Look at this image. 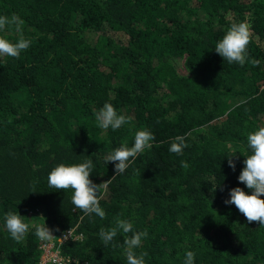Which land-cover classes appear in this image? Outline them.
Here are the masks:
<instances>
[{
    "label": "trees",
    "instance_id": "trees-1",
    "mask_svg": "<svg viewBox=\"0 0 264 264\" xmlns=\"http://www.w3.org/2000/svg\"><path fill=\"white\" fill-rule=\"evenodd\" d=\"M0 15L20 17L32 41L19 58H0V264L41 257L32 231L17 243L3 229L9 211L56 237L72 232L57 244L63 264H126L124 235L107 247L98 236L117 216L148 231L137 250L146 264H182L186 250L195 264H264V226L224 203L229 188H244L247 133L264 126V0H0ZM240 21L251 34L244 66L214 50ZM105 102L131 122L101 129L94 113ZM143 128L153 146L113 177L104 156ZM176 136L183 155L168 151ZM85 156L104 219L81 220L70 190L47 186L54 166Z\"/></svg>",
    "mask_w": 264,
    "mask_h": 264
},
{
    "label": "clouds",
    "instance_id": "clouds-1",
    "mask_svg": "<svg viewBox=\"0 0 264 264\" xmlns=\"http://www.w3.org/2000/svg\"><path fill=\"white\" fill-rule=\"evenodd\" d=\"M22 24L23 21L18 16L9 18L0 15V32L4 31L6 27L12 26L19 33V38L15 42L0 36V58H19L22 52L30 48L32 41L23 35ZM250 35L249 23L246 21L233 22L223 36L215 42L214 50L223 58V61L244 66L249 59L247 46L250 42ZM94 116L98 126L103 130L116 131L131 122L130 117L119 114L109 102H105L94 113ZM154 141L155 136L149 129H140L135 132L130 146L125 142L112 149L104 156V163L105 165L112 163L113 177L121 175L146 149L153 146ZM187 146L185 137L176 136L170 140L168 151L176 155H183ZM236 153L233 150L232 155L225 156L229 157L227 163L233 171L236 169V164L231 157ZM239 153L243 154L245 159L237 180L244 185V188L239 184L229 188L228 197L224 203L225 205H234L249 223L258 222L259 225L264 226V126H258L247 133L246 148ZM85 157L78 163H59L54 166L47 175V186L49 189L70 190L71 203L83 213L80 217L81 220L85 216L92 217L93 215L104 219L106 213L101 207L98 197L100 186L90 179L94 163L92 159ZM181 167L187 170L189 164L186 161H181ZM36 187V182L30 183L29 192H37ZM3 229L17 243L25 240L30 231L40 241H49L54 236L52 229L47 227L44 221L38 224L27 222L25 217L17 211H9L4 215ZM118 234H123L125 237L123 255L126 264H146L147 252H138L137 250L142 247V242L149 237L148 231L137 230L131 220L117 216L114 218L113 226L100 228L98 236L102 244L107 247L112 244ZM195 259V252L186 250L182 264H195Z\"/></svg>",
    "mask_w": 264,
    "mask_h": 264
},
{
    "label": "built area",
    "instance_id": "built-area-1",
    "mask_svg": "<svg viewBox=\"0 0 264 264\" xmlns=\"http://www.w3.org/2000/svg\"><path fill=\"white\" fill-rule=\"evenodd\" d=\"M68 236L71 237V232H68L62 237H56L54 235L51 240L43 241L40 245L41 257H40L39 264H63L64 260L58 252L57 244L62 243L63 241L67 240L66 237ZM48 254L51 255L50 259H49Z\"/></svg>",
    "mask_w": 264,
    "mask_h": 264
},
{
    "label": "rangeland",
    "instance_id": "rangeland-1",
    "mask_svg": "<svg viewBox=\"0 0 264 264\" xmlns=\"http://www.w3.org/2000/svg\"><path fill=\"white\" fill-rule=\"evenodd\" d=\"M228 106H229V107L231 106V105H230V102L228 103ZM71 234H73V233L71 232ZM68 237H69V236H68ZM48 256H49V259H50L51 255L48 254Z\"/></svg>",
    "mask_w": 264,
    "mask_h": 264
}]
</instances>
